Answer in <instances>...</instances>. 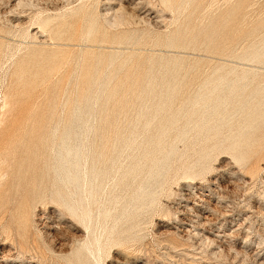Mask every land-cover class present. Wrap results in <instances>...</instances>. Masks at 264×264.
<instances>
[{"label": "rangeland", "instance_id": "1", "mask_svg": "<svg viewBox=\"0 0 264 264\" xmlns=\"http://www.w3.org/2000/svg\"><path fill=\"white\" fill-rule=\"evenodd\" d=\"M176 2L0 0V264H264V0Z\"/></svg>", "mask_w": 264, "mask_h": 264}, {"label": "bare ground", "instance_id": "2", "mask_svg": "<svg viewBox=\"0 0 264 264\" xmlns=\"http://www.w3.org/2000/svg\"><path fill=\"white\" fill-rule=\"evenodd\" d=\"M177 0H175V2H176ZM215 1V0H214ZM22 3H23V0H20V3H19V7L22 5ZM177 3V2H176ZM192 4H195V14H198L199 12H201L202 10H204L205 9V5H206V0H179V2H178V4L177 5H179V7H180V9H182V8H184L185 6V8H188V7H190ZM212 6V5H211ZM210 6V7H211ZM14 8H17V7H14ZM18 10V9H17ZM42 24H45V22L43 21L42 22ZM42 27V26H41ZM123 28V27H122ZM7 96H5V98H6ZM6 101H7V98L5 99ZM9 104V103H8ZM8 104H7V102L4 104L5 106L4 107H6V106H8ZM11 107V106H10ZM6 108H8V107H6ZM4 110H5V108H4ZM4 114V113H3ZM3 124V123H2ZM70 175V177L72 178V177H74V174H69ZM74 183H77V181L75 180V182ZM84 183H87V180L84 182ZM78 184V183H77ZM85 189V188H84Z\"/></svg>", "mask_w": 264, "mask_h": 264}]
</instances>
